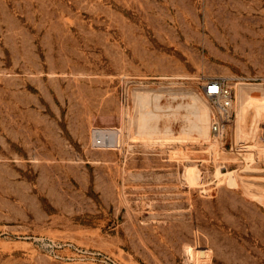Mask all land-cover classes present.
Listing matches in <instances>:
<instances>
[{
  "label": "rangeland",
  "instance_id": "374dc122",
  "mask_svg": "<svg viewBox=\"0 0 264 264\" xmlns=\"http://www.w3.org/2000/svg\"><path fill=\"white\" fill-rule=\"evenodd\" d=\"M237 83L264 90V0H0V264H264V96Z\"/></svg>",
  "mask_w": 264,
  "mask_h": 264
},
{
  "label": "built area",
  "instance_id": "2783aa9c",
  "mask_svg": "<svg viewBox=\"0 0 264 264\" xmlns=\"http://www.w3.org/2000/svg\"><path fill=\"white\" fill-rule=\"evenodd\" d=\"M202 93L211 106L208 119L210 132L220 136L224 133L235 111L236 94L229 85L228 79L224 77L208 79L203 85ZM97 131L99 130L94 131L95 142L102 146H110L113 139L105 143L103 139L96 136Z\"/></svg>",
  "mask_w": 264,
  "mask_h": 264
},
{
  "label": "bare ground",
  "instance_id": "6f19581e",
  "mask_svg": "<svg viewBox=\"0 0 264 264\" xmlns=\"http://www.w3.org/2000/svg\"><path fill=\"white\" fill-rule=\"evenodd\" d=\"M236 90L238 92V95H239V100H240V106L242 108H245L246 107V104L248 103L247 101L250 99V98H253V100H256L258 101L257 98H260L264 96V90L258 88V89H254V88H250V87H247V86H244L242 83H237L236 85ZM170 91V90H169ZM153 91H146L145 93H135V96L137 98V100L141 103H149L151 102L152 100H154L155 98L158 99V97H160L161 95L158 94L159 92L157 93H152ZM164 94V93H163ZM169 94V93H168ZM197 96V95H196ZM162 97V96H161ZM191 97V96H190ZM194 95L191 97L193 98ZM184 98V97H183ZM198 98V97H197ZM249 98V99H248ZM194 99V98H193ZM247 99V100H246ZM198 100V99H197ZM200 101V100H199ZM153 102V101H152ZM195 102V101H194ZM201 103V102H200ZM199 103V104H200ZM205 103V102H204ZM204 103H201L202 104V107H203V104ZM152 104V103H151ZM141 105V104H140ZM258 105V104H256ZM148 106V105H146ZM157 106V105H156ZM205 106H207L205 104ZM204 106V108H205ZM155 107V106H154ZM180 107V106H179ZM258 108L262 109V105H259L257 106ZM157 108V107H156ZM159 108V107H158ZM157 108V109H158ZM175 108V107H174ZM177 108V107H176ZM182 108V107H181ZM198 108V107H196ZM200 108V107H199ZM200 109L198 114L196 115V120L191 124L192 125V128L195 129L199 134L201 135H205V138L207 139L209 137V128H208V120L209 118H206L207 114H206V108L205 109ZM208 108V106H207ZM178 109V108H177ZM142 110V108H141ZM161 110V109H160ZM140 110H138L139 112ZM143 111H145V109H143ZM156 111V110H154ZM159 111V109L157 110ZM168 111V110H167ZM147 112V110H146ZM150 112V111H149ZM148 112V113H149ZM209 112V110H208ZM141 113V112H140ZM151 113V112H150ZM146 115V114H145ZM144 115V116H145ZM149 115H153V113L149 114ZM144 116H140L141 118L138 119V125H139V129H142L143 131L145 130V128H147V117H144ZM153 116H151V118L149 119H152ZM147 118V119H146ZM192 120V119H191ZM191 127V126H190ZM190 128V129H192ZM155 129V128H154ZM153 129V130H154ZM186 130V129H185ZM106 131V132H105ZM156 131V130H155ZM188 131H191V130H188ZM118 134H116L115 132H112L111 130H99L96 132V136L98 138H101L104 140L105 143H108L110 142L113 138H115L116 136V142L117 144L119 143V140H120V135H119V131H117ZM145 133H147L145 131ZM182 133H184L182 131ZM151 135V134H150ZM152 138V137H151ZM204 138V136H203ZM220 143V142H219Z\"/></svg>",
  "mask_w": 264,
  "mask_h": 264
}]
</instances>
